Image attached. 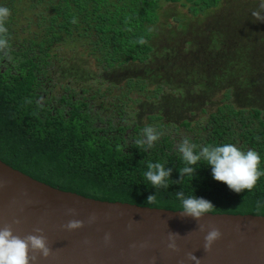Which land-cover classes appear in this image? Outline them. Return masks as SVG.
<instances>
[{
    "label": "trees",
    "instance_id": "16d2710c",
    "mask_svg": "<svg viewBox=\"0 0 264 264\" xmlns=\"http://www.w3.org/2000/svg\"><path fill=\"white\" fill-rule=\"evenodd\" d=\"M165 3L190 5L197 15L218 7L220 0H0L11 10L8 56L0 52V159L54 187L99 200L180 210L176 192L182 190L186 197L211 201L212 213L264 216V176L251 191L236 193L213 179L211 166L201 162L193 178L175 182L183 166L178 132L168 131L161 112L148 113L140 123L128 108L159 99L162 85L153 90L149 80L131 77L115 91L74 85L71 78L58 84L53 75L67 47L82 49L104 71L149 61L152 26ZM141 37L146 43H138ZM145 126L162 133L146 150L134 144ZM183 127L198 146L231 143L255 149L264 171L262 109L224 103L205 124L185 119L175 129ZM149 162L173 169L168 188L156 189L146 180ZM150 194H156L151 205L146 202Z\"/></svg>",
    "mask_w": 264,
    "mask_h": 264
},
{
    "label": "rangeland",
    "instance_id": "374dc122",
    "mask_svg": "<svg viewBox=\"0 0 264 264\" xmlns=\"http://www.w3.org/2000/svg\"><path fill=\"white\" fill-rule=\"evenodd\" d=\"M260 2L220 0L218 7L197 15L190 5L165 3L160 21L152 26L154 50L149 61L104 71L82 49L67 47L62 49V61L55 62L53 75L58 84L71 78L74 85L115 91L131 77L149 80L153 90L162 85L159 99L132 102L128 108L140 123L150 112L163 113L168 131L178 132L177 145L186 129L177 131L175 126L185 119L205 124L221 104L260 108L264 116V21L252 16Z\"/></svg>",
    "mask_w": 264,
    "mask_h": 264
},
{
    "label": "water",
    "instance_id": "95a60500",
    "mask_svg": "<svg viewBox=\"0 0 264 264\" xmlns=\"http://www.w3.org/2000/svg\"><path fill=\"white\" fill-rule=\"evenodd\" d=\"M72 219L84 226L62 227ZM6 224L21 237L43 229L52 254L37 264H196L189 252L199 264H264L263 215L206 213L196 220L180 210L99 200L54 187L0 159V227ZM201 224L222 233L211 251L203 248ZM170 232L178 234V251L168 248Z\"/></svg>",
    "mask_w": 264,
    "mask_h": 264
},
{
    "label": "clouds",
    "instance_id": "9594fccd",
    "mask_svg": "<svg viewBox=\"0 0 264 264\" xmlns=\"http://www.w3.org/2000/svg\"><path fill=\"white\" fill-rule=\"evenodd\" d=\"M262 11H264V0H261L258 10L252 12L255 20L264 21ZM10 14L11 10L8 7L0 6V52L5 56H8L7 50L10 47L6 27ZM72 22L76 23L75 18ZM138 43L144 44L146 41L141 37ZM161 135L162 133L155 127L145 126L142 136L135 139L134 144L139 149L146 150L152 148ZM177 150L180 153L183 166L178 169L180 179L176 180V183H180L186 176L193 178L196 173L195 166L201 162L211 166L213 179L224 182L230 190L236 193L245 189L251 191L260 177L264 176V171L260 170L261 157L255 149L250 148L245 151L231 143L198 146L191 142L190 138L185 137L179 143ZM172 171V168L166 167V163L149 162L144 176L152 187L156 189L168 188L167 181L171 177ZM176 197L181 201L180 214L196 220L202 218L206 213H212L216 208L211 201L203 197L195 195L186 197L182 190L176 192ZM146 202L149 205L154 204L156 194H150ZM68 211L74 213L75 209ZM93 220H95L94 213L89 217V222L91 223ZM13 223L19 224L21 221L15 219ZM83 226L84 221L78 219L69 220L65 225H62L67 230H75ZM199 229L202 232L206 231L204 250L211 251L213 243L221 237V231L215 226L206 229L203 224L199 225ZM33 232L38 234H28L21 237L14 233L12 224L0 227V264H37L39 258H48L52 254V249L48 244L47 237L43 234V229L35 227ZM176 235L178 234L169 233L168 248L174 251L179 250L175 243ZM110 238V234L106 233L105 242H109ZM187 258L199 264V259L192 252L187 253Z\"/></svg>",
    "mask_w": 264,
    "mask_h": 264
}]
</instances>
